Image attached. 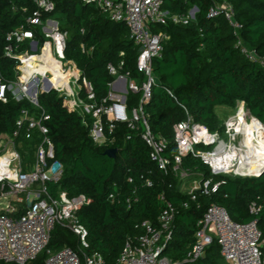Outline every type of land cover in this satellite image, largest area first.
<instances>
[{"label": "trees", "instance_id": "16d2710c", "mask_svg": "<svg viewBox=\"0 0 264 264\" xmlns=\"http://www.w3.org/2000/svg\"><path fill=\"white\" fill-rule=\"evenodd\" d=\"M52 1L55 3L52 14L59 20L61 31L67 34L65 60L79 71L82 100L89 101L86 80L92 85L93 101H108L110 83L115 80L109 64L118 75L143 79L137 69L138 46L125 22L111 20L96 5L83 0ZM218 1L164 0L163 7L172 13H188L197 7L195 17L186 25L169 22L154 24L152 28L165 37L163 52L153 61L156 82L145 110L151 131L167 140L164 153L170 159L167 169L159 168L151 159L150 148L141 137V127L132 130L127 123H119L108 144L99 145L91 137L84 117L70 109L58 91L39 94L41 106L51 115L47 124L54 144V159L60 160L64 167L61 179L48 182V188L52 193L61 189L69 196L86 194L92 199L80 209L78 216L88 230L86 251L101 253L102 264H118L127 238L142 233L143 221L158 225L164 207L162 195L176 210L172 235L164 242L162 251L163 256L173 261L228 264L216 240L207 247L204 257L183 262L195 240L197 223L212 204L225 208L234 221L247 223L254 219L249 204L256 200L262 207L257 219L264 240V173L261 176L214 174L200 156L191 153L183 156L181 163V168L189 172L188 177L183 178L174 170L173 157L178 153L174 126L187 114L211 132L226 133L225 122L216 107L235 109L243 101L251 116L264 125V63L249 60L241 52L223 14L209 16V9ZM229 1L242 25L243 42L264 58V0ZM34 9V0H0V75L6 81L15 79L16 64L4 55L7 34L22 24L28 26L26 18ZM35 34L42 44L44 36L38 29ZM141 96V92L128 94L129 110L139 105ZM23 107L30 106L12 96L6 103L0 101V134L13 133ZM87 120H91L89 115ZM18 140L33 157L35 144L40 142L39 134L34 132L32 138L21 136ZM109 148L118 149L116 157L105 154ZM195 175L201 176L202 186L207 181L210 183L208 192L203 187L197 189L193 199V193L184 190L183 185ZM214 184H218L215 191ZM65 246L78 250V237L57 225L47 249L28 264H45L48 249ZM0 264L16 263L0 260Z\"/></svg>", "mask_w": 264, "mask_h": 264}, {"label": "built area", "instance_id": "2783aa9c", "mask_svg": "<svg viewBox=\"0 0 264 264\" xmlns=\"http://www.w3.org/2000/svg\"><path fill=\"white\" fill-rule=\"evenodd\" d=\"M83 1L96 5L111 20L127 24L138 46L137 69L143 79L118 75L116 68L109 64L108 69L115 80L110 83L108 101H93V88L86 80L84 82L89 101L82 100L79 71L72 63V73L66 67L69 64L64 54L67 34L61 31L59 20L52 14L55 10L52 0H34L35 9L26 18L28 26L22 24L7 34L8 44L4 48V55L16 62L15 79L6 81L0 75V101L6 103L12 96L17 101L28 103L31 108L21 109L12 134H0V201H4L0 205V260L6 262L28 264L36 259L47 249L57 225L76 234L79 248L75 250L65 246L58 250L48 249L45 264H102L104 260L97 251H86L89 246L88 230L78 216L80 209L91 203L92 199L86 194L69 196L61 189L52 193L48 188V182L61 179L64 167L60 160L54 159V144L47 124L51 115L41 106L40 93L58 91L69 108L84 117L91 137L99 145L108 144L110 135L119 123H127L132 130L141 127V137L150 148L151 159L164 170L170 164V159L164 154L167 140L151 131L149 115L145 110V104L152 96V86L156 82L153 61L161 56L165 37L162 32H154L152 28L154 24L169 22L189 24L197 10L195 13L194 8L188 13H172L163 7L164 0ZM220 14L225 16L231 26L241 52L249 60L264 63V58L243 42L240 36L242 25L229 0H219L209 9L210 17ZM37 29L45 38L42 44L36 38ZM58 76L63 79L61 84L56 83ZM133 79H139L140 83ZM75 85H78L77 89ZM130 92L142 93L139 105L132 110H129L127 104ZM239 104L241 109L237 119L226 124V133L232 138H235L236 133L243 132L241 115L245 118L247 116L245 103L242 101ZM87 115L91 117L90 121ZM34 132L39 134L40 142L35 144L32 161H29V150L18 139L21 136L30 139ZM174 134L178 147V153L173 157L174 170L181 177L189 175L187 170L181 168L182 157L189 153L200 156L214 174L242 175L236 171L237 160H234L232 166L217 168L208 157L217 156L220 148L230 150L237 147L235 143H227L217 132H211L206 126L195 122L190 114L175 124ZM199 145H214V148L201 150ZM209 183L207 181L203 186L200 184L193 187L190 190L192 198L196 199L194 191L202 187L204 192H208ZM148 184L152 185V182L148 181ZM217 186L214 184L212 190L215 191ZM161 198L164 207L158 225L143 221L142 233L127 238L118 264H182L162 255L164 242L172 235L176 210L164 195ZM261 209L256 200L251 201L249 212L254 219L241 223L234 221L222 206L210 205L197 223L195 240L183 262L203 257L207 247L216 240L228 264H264V240L257 219Z\"/></svg>", "mask_w": 264, "mask_h": 264}, {"label": "bare ground", "instance_id": "6f19581e", "mask_svg": "<svg viewBox=\"0 0 264 264\" xmlns=\"http://www.w3.org/2000/svg\"><path fill=\"white\" fill-rule=\"evenodd\" d=\"M63 79L58 76L56 83L61 84ZM243 124V131L245 133V139L243 141V147H233L230 150H224L220 148L217 156L208 155L212 159L213 164L218 168L232 166L234 160H237L235 166L238 165V173L247 175L251 172H258L264 167V125L261 124L256 118L255 130L249 128L248 121L244 115H241ZM241 130V129H240ZM251 131H256L252 133ZM243 170L244 172L241 173Z\"/></svg>", "mask_w": 264, "mask_h": 264}, {"label": "rangeland", "instance_id": "374dc122", "mask_svg": "<svg viewBox=\"0 0 264 264\" xmlns=\"http://www.w3.org/2000/svg\"><path fill=\"white\" fill-rule=\"evenodd\" d=\"M67 69L71 72V70L73 69L72 65L69 63L68 65H66ZM72 73V72H71ZM74 73V72H73ZM71 76L73 77V74H71ZM74 79V78H73ZM135 82H139V79H133ZM78 85H75V88L77 89ZM241 109V105L239 104L237 108L233 109L224 105L221 106H217L216 107V111L220 117V119L225 122V125L227 124L228 121H233L235 119H237V114L238 111ZM246 112H247V116H246V120L248 121V123L250 125L249 128H252L255 130V122H254V118H252V116L248 113V110L246 108ZM262 124V123H261ZM236 129V128H235ZM238 130H240L239 128H237ZM252 133H255L254 131H251ZM234 133V132H232ZM220 137L222 139H224L227 143H235V145L237 147H243V141L245 139V133L244 131L241 133H236L235 138H232L230 136H228L226 133H220L219 134ZM211 149L212 147L214 148V145L210 146ZM210 147L206 146V145H199L198 148H200L201 150H208L210 149ZM32 154H30V156L28 157L29 161H32ZM238 171V169H237ZM241 171V173H243V170H239ZM231 174V173H230ZM243 175V174H242ZM248 175V174H247ZM200 180H201V176L200 175H195L192 178H188L186 179V181L184 182L183 185V189L184 190H191L193 187L200 185ZM4 201H0V205H3Z\"/></svg>", "mask_w": 264, "mask_h": 264}, {"label": "water", "instance_id": "95a60500", "mask_svg": "<svg viewBox=\"0 0 264 264\" xmlns=\"http://www.w3.org/2000/svg\"><path fill=\"white\" fill-rule=\"evenodd\" d=\"M197 10V7H194V13L195 11ZM253 118H256V117H253ZM257 119V118H256ZM258 120V119H257ZM259 121V120H258ZM260 122V121H259ZM261 123V122H260ZM117 151L118 149L117 148H109L105 151V154H107L108 156L110 157H116V154H117ZM264 173V167L261 168L258 172H251L249 173L248 175L250 176H261L262 174ZM206 255V252L204 253L203 257Z\"/></svg>", "mask_w": 264, "mask_h": 264}]
</instances>
